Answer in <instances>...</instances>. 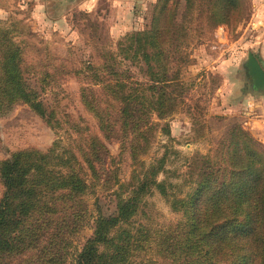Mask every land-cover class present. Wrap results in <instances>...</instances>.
<instances>
[{
  "label": "rangeland",
  "instance_id": "rangeland-1",
  "mask_svg": "<svg viewBox=\"0 0 264 264\" xmlns=\"http://www.w3.org/2000/svg\"><path fill=\"white\" fill-rule=\"evenodd\" d=\"M224 1L0 0V29L20 50L23 79L47 112L41 116L18 102L0 115V164L29 149L47 153L56 147L76 157L75 166L89 184L83 196L89 215L73 238L72 252L91 236L95 217L115 215L116 203L135 195L141 182L148 184L139 190L136 215L123 228L142 241L147 231L146 241L152 242L155 228L173 229L185 219L175 200L187 199L215 170L226 179L223 173L234 156L249 163L245 144L248 152L256 148L264 155V108L252 103L259 94L245 66L251 48L239 40L247 19L245 1L238 7ZM219 7L228 10L225 17H211ZM164 25L168 33L157 35L164 53L156 58L152 29ZM154 80L157 88L174 80L158 90L169 101L154 103L151 124L141 136L135 134L132 145L139 146L132 152L129 139L122 141L120 103L109 85L125 83L118 88L121 95ZM86 99L108 112L105 120L114 129L107 137ZM3 193L0 178V199ZM147 242L122 264H153Z\"/></svg>",
  "mask_w": 264,
  "mask_h": 264
},
{
  "label": "trees",
  "instance_id": "trees-1",
  "mask_svg": "<svg viewBox=\"0 0 264 264\" xmlns=\"http://www.w3.org/2000/svg\"><path fill=\"white\" fill-rule=\"evenodd\" d=\"M229 1L238 7L239 0ZM160 9L166 11L165 6ZM227 13L219 7L211 17H225ZM167 28L164 25L152 29V45L157 44L159 49L154 53L156 58L164 53L157 35L167 34ZM154 81L140 83L142 91L131 89L121 95L118 88L123 90L125 83L109 85L108 92L120 103L122 141L129 139L130 145L136 141L135 134L141 136L151 124L148 119L154 103L162 106L168 100L158 90L174 82L163 80L157 88L158 80ZM18 102L28 104L41 116L47 115L37 92L23 79L20 50L0 29V115ZM84 102L96 113L99 128L107 137L114 129L113 122L105 120L108 112L89 99ZM138 146L132 145V152ZM244 147L249 163L243 165L234 156L232 162L229 160L230 168L223 173L226 179L218 175L222 171L215 170L216 174L197 183L187 199L175 200L185 219L173 229L155 228L152 242L146 241L147 231L142 233V241L123 228L136 215L139 190L148 184L143 181L135 195L116 203L115 215L95 217L91 236L73 252V238L85 227L89 215L83 197L89 184L83 169L75 166L76 157L57 152L56 147L47 153L34 149L13 153L0 164L4 187L0 199V264H122L131 260L138 249H145L146 242L152 243L153 264H264V155L256 148L248 152L246 144ZM83 160L91 171L92 163L87 158ZM152 185L162 188L155 180Z\"/></svg>",
  "mask_w": 264,
  "mask_h": 264
},
{
  "label": "crops",
  "instance_id": "crops-1",
  "mask_svg": "<svg viewBox=\"0 0 264 264\" xmlns=\"http://www.w3.org/2000/svg\"><path fill=\"white\" fill-rule=\"evenodd\" d=\"M244 1L247 19L243 23L244 26L242 25L243 31L239 35V40L242 42L243 47L251 48V51H248V53L252 52L254 54L264 70V63L259 59L255 53L256 51H254V48L257 52L259 51L261 58L264 60V0ZM254 91L259 95L254 96L252 103H255L257 100L258 104H261L262 108H264V90L254 89Z\"/></svg>",
  "mask_w": 264,
  "mask_h": 264
},
{
  "label": "water",
  "instance_id": "water-1",
  "mask_svg": "<svg viewBox=\"0 0 264 264\" xmlns=\"http://www.w3.org/2000/svg\"><path fill=\"white\" fill-rule=\"evenodd\" d=\"M245 66L253 88L264 90V70L252 52L248 53Z\"/></svg>",
  "mask_w": 264,
  "mask_h": 264
}]
</instances>
